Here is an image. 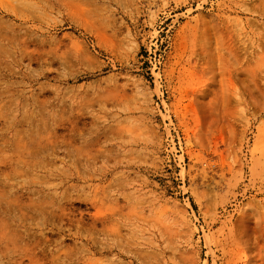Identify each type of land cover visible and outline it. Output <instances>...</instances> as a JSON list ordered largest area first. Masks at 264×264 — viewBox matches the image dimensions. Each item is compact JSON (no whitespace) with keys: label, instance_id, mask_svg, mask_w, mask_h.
<instances>
[{"label":"rangeland","instance_id":"obj_1","mask_svg":"<svg viewBox=\"0 0 264 264\" xmlns=\"http://www.w3.org/2000/svg\"><path fill=\"white\" fill-rule=\"evenodd\" d=\"M0 264H264V0H0Z\"/></svg>","mask_w":264,"mask_h":264}]
</instances>
